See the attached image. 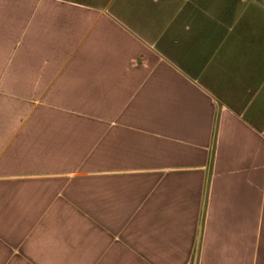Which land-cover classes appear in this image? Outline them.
<instances>
[{
	"label": "crops",
	"instance_id": "0c3cea01",
	"mask_svg": "<svg viewBox=\"0 0 264 264\" xmlns=\"http://www.w3.org/2000/svg\"><path fill=\"white\" fill-rule=\"evenodd\" d=\"M264 264V0H0V264Z\"/></svg>",
	"mask_w": 264,
	"mask_h": 264
},
{
	"label": "water",
	"instance_id": "95a60500",
	"mask_svg": "<svg viewBox=\"0 0 264 264\" xmlns=\"http://www.w3.org/2000/svg\"><path fill=\"white\" fill-rule=\"evenodd\" d=\"M193 264H195V263H193Z\"/></svg>",
	"mask_w": 264,
	"mask_h": 264
}]
</instances>
